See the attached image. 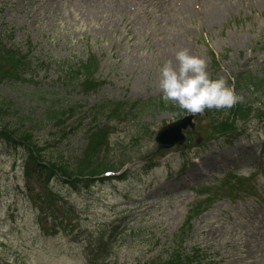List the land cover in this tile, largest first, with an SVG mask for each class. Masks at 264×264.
<instances>
[{"label":"rangeland","instance_id":"obj_1","mask_svg":"<svg viewBox=\"0 0 264 264\" xmlns=\"http://www.w3.org/2000/svg\"><path fill=\"white\" fill-rule=\"evenodd\" d=\"M181 49L234 89V112L159 106V68ZM7 50L27 64L0 75V264H264V87L234 85L264 79V0H0ZM188 115L185 141L160 150L156 133ZM8 128L50 161L97 140L104 159L46 185Z\"/></svg>","mask_w":264,"mask_h":264},{"label":"trees","instance_id":"obj_2","mask_svg":"<svg viewBox=\"0 0 264 264\" xmlns=\"http://www.w3.org/2000/svg\"><path fill=\"white\" fill-rule=\"evenodd\" d=\"M212 60L213 63L218 64L216 55H212ZM24 62L25 61L21 59V55L19 53L12 50L2 52L0 55V75L8 77L9 75L13 76L15 74V79L19 80L21 78L19 75L20 70L26 67L27 64L26 62V64H24ZM85 67L86 66L78 68L76 71L80 74V79L82 80L81 85L84 88V92H95L100 89L105 82L100 81L92 74L89 75L88 72L84 70ZM236 82L237 83L234 85H236L237 88H241L246 92L250 91L254 94L264 87V79H256L253 75H251V73H248L247 77L243 78L240 74H237ZM149 104H151V107L155 106L157 103L150 101ZM158 104L159 106L169 104L172 105V103H166L162 99L159 100ZM235 108H237L235 105L231 108V110H233L232 112H234ZM68 114H70V112L67 111H53L50 113L51 117H53L57 122L64 120ZM227 119H229V117H227L226 120ZM2 133L5 134L6 141H8L9 144H18L23 147L25 151L24 162L26 175L33 179L37 177L46 185L49 184V180L51 178L56 177L70 183L85 182L88 177L93 176L95 172L94 169L98 167L104 159L105 143L103 140H97L94 142L95 144H93V146L90 145L85 147L82 152L78 154L75 161L72 162V165H70L69 163H60L58 160H55V162L50 161L45 155H43L41 150L38 149L37 144L31 139L29 134H25V137L21 138L18 135L15 136L9 128L4 129ZM182 263L185 264L184 262Z\"/></svg>","mask_w":264,"mask_h":264},{"label":"clouds","instance_id":"obj_3","mask_svg":"<svg viewBox=\"0 0 264 264\" xmlns=\"http://www.w3.org/2000/svg\"><path fill=\"white\" fill-rule=\"evenodd\" d=\"M175 61V65L167 62L159 68L158 86L166 103L198 114L205 109L228 110L240 101L223 78L209 77L204 58L181 49L175 53Z\"/></svg>","mask_w":264,"mask_h":264},{"label":"water","instance_id":"obj_4","mask_svg":"<svg viewBox=\"0 0 264 264\" xmlns=\"http://www.w3.org/2000/svg\"><path fill=\"white\" fill-rule=\"evenodd\" d=\"M194 117L187 116L182 120L163 127L157 134L156 142L160 148H171L185 140L184 130L188 127H194Z\"/></svg>","mask_w":264,"mask_h":264}]
</instances>
